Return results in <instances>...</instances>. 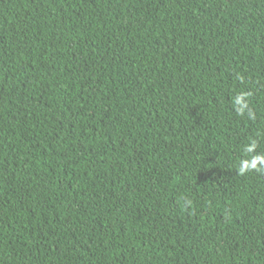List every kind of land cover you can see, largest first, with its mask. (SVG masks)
Here are the masks:
<instances>
[{"label":"trees","instance_id":"16d2710c","mask_svg":"<svg viewBox=\"0 0 264 264\" xmlns=\"http://www.w3.org/2000/svg\"><path fill=\"white\" fill-rule=\"evenodd\" d=\"M257 158L264 0H0V264H264Z\"/></svg>","mask_w":264,"mask_h":264},{"label":"clouds","instance_id":"9594fccd","mask_svg":"<svg viewBox=\"0 0 264 264\" xmlns=\"http://www.w3.org/2000/svg\"><path fill=\"white\" fill-rule=\"evenodd\" d=\"M244 98V96H239L236 98V103L237 104H240L241 100ZM246 107V105H241L237 111L240 113V114H243V111H244V108ZM257 164H261V165H264V158H257L256 160H254L251 164H243V167L241 168V174H243L244 172L246 171H249L251 169H255L257 171H260L261 169L260 168H257ZM187 206H190L191 205V201H186L185 202Z\"/></svg>","mask_w":264,"mask_h":264}]
</instances>
